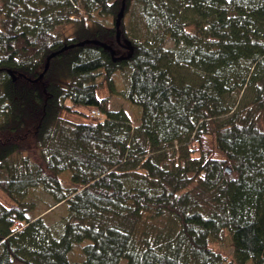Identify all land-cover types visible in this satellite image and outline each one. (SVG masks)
<instances>
[{
  "label": "trees",
  "instance_id": "16d2710c",
  "mask_svg": "<svg viewBox=\"0 0 264 264\" xmlns=\"http://www.w3.org/2000/svg\"><path fill=\"white\" fill-rule=\"evenodd\" d=\"M262 118L264 0H0V264H264Z\"/></svg>",
  "mask_w": 264,
  "mask_h": 264
},
{
  "label": "rangeland",
  "instance_id": "374dc122",
  "mask_svg": "<svg viewBox=\"0 0 264 264\" xmlns=\"http://www.w3.org/2000/svg\"><path fill=\"white\" fill-rule=\"evenodd\" d=\"M127 20H129V16L127 17ZM61 31L67 35L70 36L73 33V28L71 25H67L64 28L61 29ZM128 75L129 70L125 72V74L117 72L114 75L113 78V88H114V94L110 97V107L112 109H124L129 117L134 120L136 114H138V108L132 107L129 105V103L122 98L120 94L123 93V90L125 89L126 85H128ZM101 96L106 95L105 90L100 93ZM92 113V111H91ZM71 121L74 122H80L81 118L78 116H70L68 118ZM260 127L264 128V118L260 120L259 123ZM0 202L3 204H9L8 200L0 193ZM26 203H28L31 206V211L27 213V219L31 220L33 218H42L47 224L54 225L57 224L62 218L66 217L67 215V205H61L59 207H54L52 210H47L48 207L53 203L51 197L44 192L42 189L38 188L35 190H32L29 192ZM222 241L219 243V245L215 244V247L225 256L229 257L231 254V241L230 237L227 234H224L222 237ZM87 241V240H86ZM86 241L74 245L73 250L71 252L70 258L72 261H81L83 258L82 253V247L84 244H86ZM89 242V241H87Z\"/></svg>",
  "mask_w": 264,
  "mask_h": 264
},
{
  "label": "water",
  "instance_id": "95a60500",
  "mask_svg": "<svg viewBox=\"0 0 264 264\" xmlns=\"http://www.w3.org/2000/svg\"><path fill=\"white\" fill-rule=\"evenodd\" d=\"M121 6L122 7H121V9H120V11H119V13L117 15L116 21H115V29H116V39H117V41L119 40L120 23H121V20L123 18V15H124V2H122V5ZM88 43H91V44H94V45H99V46H102L104 48H107L108 47L104 43H101L99 41H94V40L93 41H90V40L83 41V42L79 43L78 46H81V45H84V44H88ZM125 47L129 50L130 53H132L133 49L130 46V43L129 42H126ZM67 48H69V47H64L59 52L64 51ZM111 53L113 54V52H111ZM56 54L57 53H53V54L49 55V57H47L46 64H45V67H44V71L39 75V77H38L39 79L43 76V73L47 70L48 64H49V60L51 58H53ZM226 171L228 173L230 172V170H228V169Z\"/></svg>",
  "mask_w": 264,
  "mask_h": 264
},
{
  "label": "built area",
  "instance_id": "2783aa9c",
  "mask_svg": "<svg viewBox=\"0 0 264 264\" xmlns=\"http://www.w3.org/2000/svg\"><path fill=\"white\" fill-rule=\"evenodd\" d=\"M92 114L96 115V116H99V113L96 112V111H92Z\"/></svg>",
  "mask_w": 264,
  "mask_h": 264
},
{
  "label": "bare ground",
  "instance_id": "6f19581e",
  "mask_svg": "<svg viewBox=\"0 0 264 264\" xmlns=\"http://www.w3.org/2000/svg\"><path fill=\"white\" fill-rule=\"evenodd\" d=\"M89 44V43H88ZM85 45V44H84ZM82 46V45H81Z\"/></svg>",
  "mask_w": 264,
  "mask_h": 264
}]
</instances>
